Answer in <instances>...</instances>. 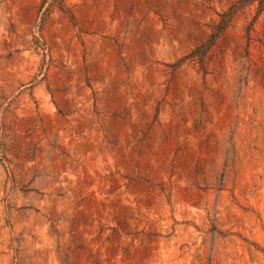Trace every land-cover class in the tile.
Returning <instances> with one entry per match:
<instances>
[{
  "label": "rangeland",
  "instance_id": "374dc122",
  "mask_svg": "<svg viewBox=\"0 0 264 264\" xmlns=\"http://www.w3.org/2000/svg\"><path fill=\"white\" fill-rule=\"evenodd\" d=\"M0 264H264V0H0Z\"/></svg>",
  "mask_w": 264,
  "mask_h": 264
}]
</instances>
